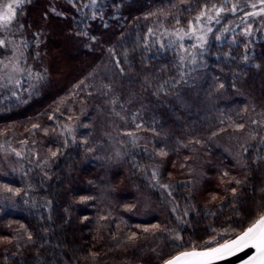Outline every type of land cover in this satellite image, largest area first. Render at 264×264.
Masks as SVG:
<instances>
[{
    "label": "trees",
    "instance_id": "16d2710c",
    "mask_svg": "<svg viewBox=\"0 0 264 264\" xmlns=\"http://www.w3.org/2000/svg\"><path fill=\"white\" fill-rule=\"evenodd\" d=\"M88 2L73 7L65 0H37L25 8L27 31L57 27L70 43L69 52L77 58L76 84L63 95L75 114L52 112L46 139L37 128L32 132L42 158L25 150L15 171L0 166V264H162L190 250V243L199 245L231 226L235 236L251 223L245 219L240 225L236 209L246 218L264 203V161L253 163L264 156L253 150L264 127L252 123L264 120V38L236 31L244 27V13L211 25L206 52L197 70L184 77L185 85L177 74V54L158 51L147 32L185 26L204 0H195V6L179 0H98L97 8H83ZM188 7L191 13L183 11ZM177 14L181 25H175ZM259 20H249L251 31ZM221 25L232 30L221 35ZM32 33H26L27 50L30 43L38 44ZM33 52L37 58L41 54ZM193 67L186 64L184 70ZM162 84L167 95L159 92ZM18 115L8 118L17 121ZM240 123L242 131L235 128ZM127 133L134 134V144ZM161 150L167 155H159ZM152 169L158 182L151 179ZM160 184L169 185L172 195ZM133 233L136 238L130 240ZM176 234L182 240H175Z\"/></svg>",
    "mask_w": 264,
    "mask_h": 264
},
{
    "label": "snow or ice",
    "instance_id": "6c2138e0",
    "mask_svg": "<svg viewBox=\"0 0 264 264\" xmlns=\"http://www.w3.org/2000/svg\"><path fill=\"white\" fill-rule=\"evenodd\" d=\"M32 0H0V34L8 33L14 34L17 30H23L24 24L19 21L20 12L24 9L26 4L31 3ZM66 3L72 4L73 7L76 6L80 0H65ZM181 4L191 3L195 6V0H179ZM98 0H89L87 4H83V8H97ZM252 8L255 11L246 12L245 8ZM55 13V15L60 16L63 13L56 12L54 8L50 9ZM79 12L80 9L78 8ZM183 11L191 13L193 11L192 7L185 8ZM239 12H243L244 15L240 17L241 24L244 25L243 35H251V24L249 23L250 19H255L257 16H264V0H255V2L249 3L248 0H220L219 4L210 3L209 0H204L203 5L199 7V10L195 15L191 16L185 26L174 27L169 30L167 28H162V30L157 34L152 28L148 29L147 37H153L155 44H157L159 50H172L178 56V62L176 63L177 74L180 77L185 85L189 84V81L184 79L185 76L189 75L190 72L196 71L199 67L198 60L202 59L206 52V45L209 43V35L213 33V28L211 25L221 24V20L226 15L236 16ZM83 14V13H81ZM163 14V13H161ZM97 13H92V19L96 18ZM46 18V17H45ZM167 18V17H165ZM175 25H181L180 15L175 16ZM107 27V25H105ZM223 28V33H227L232 29L230 27ZM79 35H87L86 32L78 33ZM221 35H216L215 39L220 40ZM146 37V38H147ZM185 40L193 41L188 46H185L183 43ZM165 41H167L165 43ZM21 44L23 47H27L28 44L26 41H21L19 44L14 41L8 40L7 37L0 38V49L7 50L9 45H12V50L14 53H18L13 57H9L7 60H0V89L7 88L12 86L13 89L20 88L22 85V77L27 80H35L36 83H29L28 87L34 89L37 84L45 79L46 73L34 72L29 66L27 68L23 67L20 63L21 57H24V53L21 50ZM144 48L147 49V43L144 44ZM111 52L112 50L109 49ZM38 55V54H37ZM244 61L247 62L248 57H243ZM125 63H127V58H125ZM24 63H27L26 57H24ZM117 67L120 65V61H116ZM186 64L193 65L195 67L191 68L189 71H185ZM123 71V69H121ZM180 81L173 82L169 85L170 88L177 87ZM167 83V81L165 82ZM235 87V85H233ZM220 89L224 88V85L221 83L219 85ZM159 92L167 95L163 84L159 88ZM31 94V93H30ZM156 94V93H154ZM12 95L16 96L19 100L20 96L17 95L15 91L12 92ZM115 103V100H113ZM123 108V105H121ZM255 109H253L254 111ZM247 111V109H245ZM140 115V113H134L132 119H135ZM261 115H264L262 113ZM253 124L259 123L261 127H264V120L262 121H252ZM38 125H33V128H38ZM143 125L140 123L136 124L138 130L143 129ZM236 130L242 131L245 128L243 123L235 125ZM66 131L71 134L72 130L66 129ZM153 133L159 136L161 133L157 132L155 128L152 129ZM129 136H133V144L135 143V138L133 133H127ZM251 135V134H250ZM252 139H256L255 135H252ZM198 142V141H197ZM23 143H26L24 141ZM67 143V141H65ZM264 136H261L258 141V146L253 150L257 153L264 151ZM17 157L22 158L21 152L12 150ZM247 151V149H246ZM161 156H166L167 153L161 150L158 153ZM53 156L56 155L55 152L52 153ZM264 161V156L257 155L253 159V163H258ZM227 175V173H225ZM151 179L158 182V173L155 169L151 170ZM237 184H240L241 181L237 180ZM160 188L164 189L169 196L172 195V192L169 191L170 186L167 184H160ZM9 192H12L13 189L7 188ZM232 195H236V189L233 188ZM264 192V189L261 190ZM19 194L18 192L16 193ZM215 199V197L213 198ZM235 206V202H233ZM179 205H176L172 208V212L175 214ZM256 212L245 217H241L240 209H236L235 215L240 225L245 223V219H251V223L246 227L241 226L239 231L235 236L232 235L233 232H236V227L231 226L232 230L230 232H220L217 235H214L212 239L203 241L201 244L197 245L196 243H190V250L182 251L178 255L171 257L165 261V264H221L222 261L228 260L233 256L238 255L241 252H244L248 249H253L254 252L243 261V264H264V203H258L255 205ZM187 210L184 211V215H187ZM181 223H185L182 218L177 217ZM153 229L164 231L160 225H153ZM143 231L148 232L150 229L145 228ZM212 233H216L215 228H211ZM227 237V238H226ZM136 234L133 233L129 239H135ZM175 240H182L179 234H176L174 237ZM29 240L31 236L29 235ZM222 241V242H221Z\"/></svg>",
    "mask_w": 264,
    "mask_h": 264
},
{
    "label": "rangeland",
    "instance_id": "374dc122",
    "mask_svg": "<svg viewBox=\"0 0 264 264\" xmlns=\"http://www.w3.org/2000/svg\"><path fill=\"white\" fill-rule=\"evenodd\" d=\"M35 1L37 0H32L27 7L26 5L28 4H26L24 10L20 12L19 21L24 24L23 30H17L11 35L8 33L0 34V38L7 37L8 40L19 44L21 41H26V33L33 35L34 33L32 32H36V42L38 43L36 46L35 43H30L27 50L28 46L25 48L21 44V50L24 53V57H26L27 63H24V57H21L20 63L25 68L30 66L34 72L46 73L45 79L41 80L34 89L29 88L28 85L29 83H36V81H27L23 77L21 78L22 85L20 88L13 89L12 86H9L0 89V166H3L5 170L10 169L15 171V169H12L13 167L16 168L14 164H16V162L19 163L18 160L21 159L20 157L15 156L12 151L13 149L21 152L22 158H24L23 154L26 152L25 150H27L29 155L31 154L38 158L41 156V148L37 149L39 150L38 155V151L35 149V143L33 142L34 139L32 132L36 129L33 128V125L37 124L39 126L37 128L39 130L37 131L38 135L46 139V133L52 131L51 126L48 124L49 116L52 112H59L62 114L60 109H64L62 111L75 114L72 102H70L68 98H66V94L63 95V93L66 88H71L76 84V69H78L77 58L69 52L70 43L61 37L62 31H59L60 28L51 27L50 31H27V29H30V25L26 9L34 5ZM252 11L255 10L252 9L248 12ZM252 20L255 22L259 20V22L252 25L254 26V29L257 30L251 31V35L248 36L249 39L256 38L257 36L258 39H263L264 16H257ZM48 27L49 26H46L47 30H49ZM243 30L244 27L236 31H241L243 33ZM46 40H49L48 47L44 45ZM35 49H38L41 53L38 58L35 55L36 51L33 52ZM15 55H18V53L13 52L12 45H9L7 50L0 49V60H7L9 57ZM13 91L20 96L19 100L16 96L12 95ZM42 98L44 101L41 102L40 100H42ZM39 101L41 104H38L26 114V110L30 109L31 106ZM17 114H19L18 117L20 116V120L16 121V117H12V119L8 118ZM63 117L65 116L63 115ZM24 122L25 124H23ZM75 125L76 122H74V126ZM86 125L85 122L81 123V126ZM24 141L28 143L26 145L27 147L21 145ZM3 148H6L8 152H5V150L2 151ZM14 156L16 159L13 158Z\"/></svg>",
    "mask_w": 264,
    "mask_h": 264
},
{
    "label": "water",
    "instance_id": "95a60500",
    "mask_svg": "<svg viewBox=\"0 0 264 264\" xmlns=\"http://www.w3.org/2000/svg\"><path fill=\"white\" fill-rule=\"evenodd\" d=\"M253 252H254L253 249H248L244 252L239 253L236 256H233L232 258L228 260L222 261L221 264H243V261L247 259V257L251 255ZM162 264H165V262H163Z\"/></svg>",
    "mask_w": 264,
    "mask_h": 264
}]
</instances>
